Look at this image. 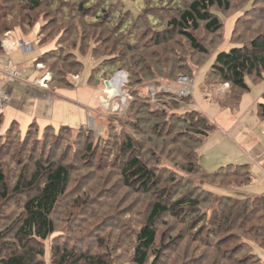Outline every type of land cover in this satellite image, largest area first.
<instances>
[{
  "label": "rangeland",
  "instance_id": "obj_1",
  "mask_svg": "<svg viewBox=\"0 0 264 264\" xmlns=\"http://www.w3.org/2000/svg\"><path fill=\"white\" fill-rule=\"evenodd\" d=\"M120 1L125 9L141 12V22L150 12L149 8L156 7V15L165 14L158 8L160 0ZM52 2L43 0L42 6L31 12L20 8L17 0H0V45L7 41L10 46L28 41L34 46V50L27 54L17 49H10L9 53L4 49L0 51L2 60L13 58L11 67L6 60L4 63L0 60V71L6 75L16 72L13 82L25 79L26 83L20 88L17 85L7 87L4 79L0 78V88L13 96L6 107L0 109L3 114L0 170L8 196L0 201V260L21 252V247L17 249L19 243L15 239V231L23 204L33 194L22 186L18 193L13 189L21 180H29L36 162L41 166L54 162L67 169L69 182L52 217L54 235L39 245L30 242L26 245V250L33 248L36 255L43 248V257H36L39 264H58L63 253L75 254L73 260L65 264H84L79 262L81 255L97 258L104 264H134L137 234L145 225L152 205L161 203L169 206L182 199L187 202L189 198L197 200L200 203L198 207L189 208L185 204L183 210L174 215H162L154 223L155 244L146 264L155 261V264H236L237 260L229 261L225 256L229 258L228 251L239 236H248L244 230H239V223L238 226L234 222L228 225L230 220H234L231 216L221 228L218 227V217L223 218L235 208L230 209L224 204L220 207L217 202L222 197L242 201L255 197L253 193H263L264 169L257 170L249 155L262 152L260 160L264 158V128L251 125L258 116L256 106L262 102L264 77L258 81L246 79L249 91L240 93L239 105L244 97L242 106L232 111L222 104L236 97L238 91L212 77L210 68L218 53L264 36V0H231L227 12H217L222 20V29L209 34L201 26L194 37L207 49L205 57L198 55L178 35H173L171 41L164 45L142 50V43L152 39V27L147 24L145 34L135 31L138 41L128 49V39L116 36L114 30L99 31L96 26L84 28L79 20L68 22L58 19L62 12L57 16V11H53L55 6L50 5ZM100 2L110 5L112 0ZM113 8L124 9L121 4ZM165 8L172 7L169 4ZM78 24L83 34L88 31V38L92 34L97 37L95 42L89 39L91 47L107 48L100 55L114 51L120 60L111 70L97 71L96 79H89L99 61L92 58L91 47L78 51L76 59L81 66L68 64L70 58L66 53L74 43L73 27ZM5 26L10 31L3 32ZM164 27L165 23L155 30L162 32ZM40 37L46 38L45 45L38 46ZM58 43L63 46L62 50L55 52L53 57L49 56L45 65L34 66L40 54L58 46ZM81 44L85 45L84 37ZM21 66L24 68L18 69ZM80 67V73L73 74ZM141 67L146 70L151 67L153 72L147 77L146 70ZM70 68L74 70L70 71ZM117 76L122 78L118 93L113 86L105 85ZM67 77L72 80V87L59 84ZM183 78L187 79V84L181 83ZM55 86L60 87L54 91ZM184 87L191 90L189 96H180L179 90ZM244 113L246 117L239 119ZM201 116L206 117L207 125L214 128L208 135L211 136L208 141L217 139L220 149L206 151L198 158L200 166L205 172L212 173L229 164L246 165L252 178L248 189L235 188L243 181L240 170L238 176L233 171H224L218 180L213 181L184 171L182 166L197 139L188 134L182 138V134L190 129L188 121L201 127ZM90 118L92 125L89 124ZM38 119H47L53 124L41 126ZM13 121L18 125L11 127ZM34 122L39 128L26 135L28 126ZM46 126L54 129L43 131ZM127 138L134 140L135 151L131 154H126L120 147ZM89 146L94 149L91 153L87 150ZM221 148L226 149L224 154ZM238 153H242L246 160L238 158ZM235 156L238 157L230 162L229 157ZM135 158L153 176V183L146 191L136 181H130L129 185L124 181L123 168L126 162ZM200 186L213 195L202 192ZM163 195L165 197L160 200ZM250 202L252 204L255 199ZM219 212L224 215H219ZM184 213L188 214L187 219H184Z\"/></svg>",
  "mask_w": 264,
  "mask_h": 264
},
{
  "label": "trees",
  "instance_id": "obj_2",
  "mask_svg": "<svg viewBox=\"0 0 264 264\" xmlns=\"http://www.w3.org/2000/svg\"><path fill=\"white\" fill-rule=\"evenodd\" d=\"M45 1L48 0H44V2ZM17 2L19 3L20 8L24 10L27 9L31 12L38 10L43 4V0H17ZM151 2H154V0ZM230 3L231 0H160L161 6L158 8H161L165 14L156 15L155 9L157 8H149L150 12L144 15V20L142 22L141 12H137L134 9L132 10L133 12H131V10L125 9L124 3L120 0H112L110 5H106V3L101 4L100 0H53L50 5L51 7L55 6L53 11L55 13L57 11V16L62 12V15H59L58 19H62L63 21L70 22L72 20H79L83 23L82 25L84 28L87 26H96L100 29L99 31L114 30L116 36L126 37L128 39L126 42L128 49L132 47V44H134L135 41H138L135 31L137 30L138 33L142 31V35L145 34V30L148 28L144 27L147 24L150 28L152 27V39L150 42L142 43V47H140L142 50L147 51L150 49V46L155 48L164 45L171 41L173 35H178L186 40L191 49L198 55L205 57L207 55V49L199 43L198 39L194 37V34L200 30L201 26L204 31L209 34L217 33L222 29V20L217 12H227L230 9ZM117 4H121L124 9H119V11L113 8ZM169 4L172 8H165V6ZM163 15L164 19H161V16ZM163 21L165 23L164 30L162 32L157 29L155 30V28L164 25ZM79 25L80 24H78L77 27H73L75 40H73L74 43L66 54L69 55L70 58L68 64H78L81 66V63L76 59L78 51L83 52L85 49L91 47L89 41L92 40L95 42L97 37L92 34L88 38V31L86 32V35L83 34L84 31ZM2 29L3 32H6L7 30L10 31L8 26H5ZM65 31L66 30H64V32ZM83 37L85 43L84 46L81 44V38ZM37 40L38 46L47 43H44L46 38L43 37H40ZM59 44L60 43H58V46L51 47L48 51L40 54L36 58L34 66L37 64L45 65L49 61L47 60L49 56L53 57L55 52L63 49V46H59ZM1 49L3 48L0 45V51ZM91 49L92 58L99 61L97 66L91 71L90 80L98 77L99 73H97V71L103 72V70H111L120 62L114 51H111L108 55H100V52L107 50V48L103 46H100L99 49H96V46H92ZM137 65L140 66V64ZM140 69L146 70L142 67ZM210 69V75L212 77L218 79L223 84H227L232 90L238 91L239 94L236 97L231 98L229 102H224L222 104L224 108H228L232 111L235 110L239 106V100L241 98L240 93L249 91L246 79L251 78L253 81H258L262 80L264 77V36H259L251 40L248 44L233 46L227 52L218 53ZM73 70L74 69L70 71ZM121 70L122 68L119 67V71ZM80 71L81 67L77 68L73 74H79ZM146 72V76L149 77L151 72H153L152 68L148 67ZM62 80L63 82L59 84H62V86L65 87H72V80L70 78L68 79L67 77L65 80L63 78ZM60 86H55L53 90L55 91V88H59ZM261 101L262 102L257 104L256 111L259 119H264V93L261 96ZM192 112L198 114L197 111ZM201 117V127L199 124L196 125L194 122L192 123V121H188L187 125L190 129H187V131H184L182 134V138H186L188 134L195 136L197 139L193 148L189 150L188 157L185 159V163L182 166L184 171L188 174H199L202 179H210L213 181L218 180L224 171H233L234 175L238 176L240 170V173L242 172V176L240 177L243 181L241 180L239 184H236L235 188L240 189L249 186L252 183V178L246 165L233 166L232 164H229L226 167H220L212 173L205 172L200 166L198 161L200 149L209 133L214 130L213 126L207 125L206 117ZM2 118L3 114L0 112V126H2ZM10 125L13 127L18 125V123L13 121ZM195 127L198 128L196 129ZM38 128L39 126L36 125V122L31 123L28 126L26 135ZM62 128L69 129L67 127ZM52 129L54 128L46 126L43 128V131H50ZM79 134L81 133L79 132ZM120 147L125 150L126 154H131L135 151L134 140L128 138L125 139L120 143ZM87 150L91 153L94 150L93 146H89ZM122 175L125 177L124 181L127 185H129L130 181H136L144 191H146L153 183L151 172L148 168L140 164L137 158L126 162ZM68 182L69 174L67 169L54 162L47 163L44 166H41L39 162H36L35 170L30 174L29 180L24 182L21 180L18 182V185L13 189L15 193L22 191V187H24V190L26 191L33 192L23 204V212L18 219L17 229L15 231V239L17 240V243H19V248L17 249H20L21 247V252L19 254L14 252L13 255H7L0 260V264H39L36 257L37 255L43 257V248H40L36 255V253L33 252V248L26 250V245L29 242L31 244L39 245L54 235L55 224L52 217L59 201L65 195ZM217 185L220 184L218 183ZM200 190L204 193L213 195L212 193L204 191L202 186H200ZM7 197L5 179L0 170V201L7 199ZM164 197L165 195H163L160 200ZM252 199H255V202L249 204ZM235 202H238L239 204ZM185 204L188 205L189 208H196L200 203L195 199L189 198L187 202H184L182 199L169 206L161 203H154L152 205L146 218L145 225L137 234V246L133 257L134 264H146L148 260L149 252L153 248L156 238L153 229L154 223H156L162 215H174L178 211L183 210ZM223 204L229 206L230 209H235L233 212L232 210H229V216L219 212V215L222 214L224 217H218V222H216L218 223V227L221 228L222 223L227 222V219H229L228 217L231 216L234 220H230L228 225L233 222L235 225L239 223V230H244V234L248 236L247 238L239 236V239H236V244L228 251L229 258L227 255L225 256L227 260H237L236 264H264V261L258 255L259 250L264 251V196L247 197L242 201L230 197H222L220 201L217 202V205L222 207ZM187 215L188 214L184 213V219L188 218ZM249 223L250 225L247 228ZM73 257H75L74 253L69 255L63 253L58 264H65L67 261L73 260ZM76 261L77 260H75L74 263ZM80 261H83L86 264H104V262L97 258H89L84 255L79 256V262ZM155 263L156 261L152 264Z\"/></svg>",
  "mask_w": 264,
  "mask_h": 264
},
{
  "label": "crops",
  "instance_id": "obj_3",
  "mask_svg": "<svg viewBox=\"0 0 264 264\" xmlns=\"http://www.w3.org/2000/svg\"><path fill=\"white\" fill-rule=\"evenodd\" d=\"M4 46V50H7L8 52H6V53H9V48H8V46H7V44L6 43H4L3 44ZM1 57V56H0ZM0 60H2V58H0ZM4 60H6L7 62H8V66L9 67H11L12 65H13V58L12 57H9V59H6V58H4L3 60H2V63H4V62H6V61H4ZM1 63V64H2ZM26 67V66H25ZM24 68V66H21V67H19L18 69H23ZM0 69H2V67L0 66ZM1 73L0 74H2V75H4V77H1L0 76V78H3L4 80V83H6L7 85V87H9V86H11V85H17V87H22V86H24L26 83H25V79H23L24 81H19V82H13V80L12 81H10V82H7L8 80H7V78H6V74H4V72L3 71H0ZM6 79V80H5ZM1 83V82H0ZM13 90H14V88H13ZM14 92L16 93V90H14ZM6 93L8 94V98H9V102H10V99H12L13 98V96H12V94H9L8 93V91L6 90ZM57 96V95H56ZM58 97V99H60V96H57ZM243 99H244V97H243ZM243 99H242V101H241V103H240V105H239V107L240 106H242V103H243ZM256 99V101H257V99H258V97H256L255 98ZM245 102V101H244ZM258 103V102H257ZM52 104H54V103H52ZM51 104V105H52ZM57 105H59V104H57ZM63 105L61 104V107H62ZM240 109V108H239ZM239 109L237 110V111H239ZM88 110H86V114L88 115V112H87ZM238 115H239V113H238ZM209 116V115H208ZM243 117H246V113H244L239 119H242ZM257 118L254 120V123L253 124H251L252 126H255V124H256V126L258 125V129H259V127H260V125L262 126V128H264V119H259V117L258 116H256ZM209 118H211L210 116H209ZM36 120H37V118H35ZM47 123H51L49 120H47V119H38V124L39 125H45V124H47ZM51 124H53V123H51ZM58 124V123H57ZM58 126V125H57ZM263 133V132H262ZM211 137V136H210ZM210 137H207V139L205 140V142L203 143V145H202V147H201V149H200V153H199V157H202V156H204L205 155V153H206V151H211V150H213V148L215 149V148H217V150H218V146H219V144H216V140L217 139H213V140H210V142L208 141L209 139H210ZM221 146V145H220ZM225 148V147H224ZM224 148H221L222 149V151H223V154H224V151L226 150H224ZM206 149V150H205ZM209 149V150H208ZM220 149V148H219ZM240 149V148H239ZM205 150V151H204ZM204 151V152H203ZM216 151V150H215ZM220 151V150H219ZM217 152V151H216ZM237 155H239V157L238 156H235V157H229V159H230V162L231 161H233V160H235L237 157L238 158H244L243 156H242V153H238ZM262 155V152H261V154H258L257 153V155H249V158L254 162V164H255V168H257V170H260V169H264V158H262V160H260V157H262L261 156ZM224 156V155H223ZM251 156V157H250ZM226 157V156H225ZM227 159H228V157H226ZM233 159V160H232ZM245 159V158H244ZM246 160V159H245ZM255 160L257 161V162H255ZM260 166H262V167H260ZM260 168V169H259ZM252 184V183H251ZM250 184V185H251ZM250 185L249 186H247V187H244V188H240V189H242V190H245V189H248V187H250ZM261 191H263V193H257V194H252L253 196H255V197H259V196H264V190H261ZM261 194V195H260ZM258 255L260 256V258L264 261V251L263 250H259L258 251Z\"/></svg>",
  "mask_w": 264,
  "mask_h": 264
},
{
  "label": "built area",
  "instance_id": "obj_4",
  "mask_svg": "<svg viewBox=\"0 0 264 264\" xmlns=\"http://www.w3.org/2000/svg\"><path fill=\"white\" fill-rule=\"evenodd\" d=\"M7 46H8V50L10 49H17L20 52H22L23 54H27L30 53L34 50V46L28 42V41H19L18 43L13 44L12 46H10L9 42H6ZM4 45L2 44V48ZM17 76L16 72H9L6 75V78L8 81L13 80L14 77ZM183 78V80L181 81V83L183 84H187V79ZM186 82V83H185ZM190 91L187 87H184L183 90H179V94L180 96L186 97L189 96ZM8 94L6 93V91L2 88H0V109H4V107H6L7 102H9V98H8Z\"/></svg>",
  "mask_w": 264,
  "mask_h": 264
},
{
  "label": "bare ground",
  "instance_id": "obj_5",
  "mask_svg": "<svg viewBox=\"0 0 264 264\" xmlns=\"http://www.w3.org/2000/svg\"><path fill=\"white\" fill-rule=\"evenodd\" d=\"M122 78L121 76H117L114 78V80L111 83H108V85H111L115 88L116 92H119V88L122 86L121 84Z\"/></svg>",
  "mask_w": 264,
  "mask_h": 264
},
{
  "label": "water",
  "instance_id": "obj_6",
  "mask_svg": "<svg viewBox=\"0 0 264 264\" xmlns=\"http://www.w3.org/2000/svg\"><path fill=\"white\" fill-rule=\"evenodd\" d=\"M105 85H106L107 87L109 86L108 83H105ZM92 123H93V122H92V119L90 118V119H89V124L92 125Z\"/></svg>",
  "mask_w": 264,
  "mask_h": 264
}]
</instances>
